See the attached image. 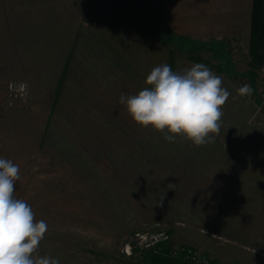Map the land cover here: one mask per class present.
<instances>
[{
    "label": "rangeland",
    "instance_id": "rangeland-1",
    "mask_svg": "<svg viewBox=\"0 0 264 264\" xmlns=\"http://www.w3.org/2000/svg\"><path fill=\"white\" fill-rule=\"evenodd\" d=\"M148 4L0 0V47L9 48L0 49L9 67L0 72V157L20 167L14 196L48 225L38 254L143 264L134 233L160 232L170 247L264 264V64L249 68L243 35L176 36ZM165 63L177 72L208 64L223 78L230 96L212 142H168L118 102ZM10 80L28 82L24 98L8 97ZM244 84L250 96L238 95Z\"/></svg>",
    "mask_w": 264,
    "mask_h": 264
},
{
    "label": "clouds",
    "instance_id": "clouds-1",
    "mask_svg": "<svg viewBox=\"0 0 264 264\" xmlns=\"http://www.w3.org/2000/svg\"><path fill=\"white\" fill-rule=\"evenodd\" d=\"M222 79L205 64L177 72L165 63L151 70L137 94L122 92L118 102L136 124L151 126L166 141L174 142L180 135L201 146L212 142L210 133L220 132L221 108L230 96ZM237 93L250 96L251 85L244 84ZM20 175L18 164L0 157V264H60L56 258L38 254L48 225L37 221L31 206L14 196Z\"/></svg>",
    "mask_w": 264,
    "mask_h": 264
},
{
    "label": "crops",
    "instance_id": "crops-1",
    "mask_svg": "<svg viewBox=\"0 0 264 264\" xmlns=\"http://www.w3.org/2000/svg\"><path fill=\"white\" fill-rule=\"evenodd\" d=\"M148 3L163 27L173 35L191 36L203 41L213 38L235 39L239 35H243L248 41L250 39L253 0H148ZM4 17L1 13L0 18ZM0 25H3L0 28H5V21L1 20ZM4 48L9 49L0 47ZM0 61V72L8 71V62ZM23 65L28 66L26 63ZM63 65L64 68L67 67L66 64ZM38 66L44 69L47 65L40 63ZM41 72L45 73L42 69Z\"/></svg>",
    "mask_w": 264,
    "mask_h": 264
},
{
    "label": "trees",
    "instance_id": "trees-1",
    "mask_svg": "<svg viewBox=\"0 0 264 264\" xmlns=\"http://www.w3.org/2000/svg\"><path fill=\"white\" fill-rule=\"evenodd\" d=\"M201 46H203L202 43L198 45V47ZM249 57V68H258L264 64V0H253ZM190 58L201 61L198 55H192ZM168 243L169 240L160 241L154 247L135 250H140L143 264H242L240 262H220L201 252L193 255L192 251L196 249L189 246H178L177 253H174L173 248L175 247H170Z\"/></svg>",
    "mask_w": 264,
    "mask_h": 264
},
{
    "label": "built area",
    "instance_id": "built-area-1",
    "mask_svg": "<svg viewBox=\"0 0 264 264\" xmlns=\"http://www.w3.org/2000/svg\"><path fill=\"white\" fill-rule=\"evenodd\" d=\"M6 91L8 97L11 100L15 101L18 99H22L27 95L29 91V85L28 82L25 80H10L6 85ZM167 237L168 236L166 233H160V232H156L153 235H148L147 233L144 232H136L132 237L130 247L140 250L145 249L150 247L154 243H159L160 241L165 240ZM173 249L175 250L174 253H177L178 247L175 246V248ZM192 254L193 255L198 254L197 250L192 251Z\"/></svg>",
    "mask_w": 264,
    "mask_h": 264
}]
</instances>
